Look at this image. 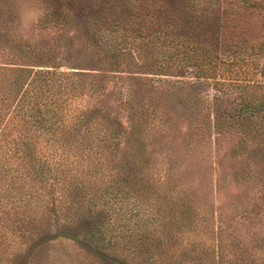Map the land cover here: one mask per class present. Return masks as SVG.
I'll list each match as a JSON object with an SVG mask.
<instances>
[{"label": "trees", "instance_id": "obj_1", "mask_svg": "<svg viewBox=\"0 0 264 264\" xmlns=\"http://www.w3.org/2000/svg\"><path fill=\"white\" fill-rule=\"evenodd\" d=\"M152 2V8L157 6L158 1ZM186 2L200 11L226 7L214 18L225 32L230 25L237 28L240 11L254 12L264 47V0ZM160 16L156 7L123 25L107 22L104 41L93 43L98 49L107 46L103 51L120 66L131 46L145 41L143 26ZM61 18L60 13H45L26 31L0 6V233L6 222L34 224L29 231L37 233L40 256L46 244L65 240L103 256L107 264H264L262 249L250 245L248 227L243 231L239 221L220 212L210 227L212 214L210 218L199 204L193 187L178 178L174 167L153 165L154 155L143 141L148 127L144 114L134 118L125 112L133 105L125 72L115 67L106 77L62 70L64 62L58 59L65 58L66 46L45 39L63 25ZM98 21L97 15L89 24L95 31L104 26ZM165 29L163 37L158 29L147 38L161 50L170 48L160 51L163 57L195 67L198 78H208L221 66L233 73L236 51L221 57L218 43L205 46L185 37L188 32L173 37ZM233 75L229 81L241 80ZM105 78L107 85L114 81L111 92L119 98L115 115L105 105ZM259 90L262 95L242 101L241 112L264 120V85ZM134 142L139 147L135 152ZM29 254L21 264H30Z\"/></svg>", "mask_w": 264, "mask_h": 264}, {"label": "rangeland", "instance_id": "obj_2", "mask_svg": "<svg viewBox=\"0 0 264 264\" xmlns=\"http://www.w3.org/2000/svg\"><path fill=\"white\" fill-rule=\"evenodd\" d=\"M0 0L4 11H10L12 22L23 30H30L45 13H60L62 24L50 30L46 40L66 46L62 70L80 71L111 76L110 70L125 72L126 90L132 101L131 113L136 118L144 114L148 126L144 134L145 150L152 153L153 165L174 167L180 180L193 187L199 204L207 210L211 224L215 215L232 217L241 228L248 227L253 238L250 245L261 248L264 253V120L246 117L241 112L242 101L254 95L264 85V47L260 48L263 28L255 13L240 11L239 23L230 25L231 30L215 26V16L226 13V7H207L195 10L186 0ZM140 4H145L141 6ZM159 7L161 16L149 19L143 26L145 41L137 40L131 53L119 60L120 66L110 59V54L98 49L93 40L105 36L107 22L121 25L137 20ZM225 10V11H224ZM100 17L102 29L90 27ZM106 17L108 20H105ZM234 24V21H231ZM166 27L177 37L179 31L188 32L185 37L198 38L205 46L218 43V54L236 57V64L228 73L223 67L208 78H198L197 69L190 65L169 60L161 55V48L147 40L160 29L163 37ZM98 28V26H96ZM37 30H35L36 32ZM228 34V35H227ZM227 35L229 50L223 40ZM102 41V42H103ZM224 46V47H223ZM253 46V48H251ZM63 52V51H62ZM118 66V67H117ZM74 68V69H66ZM233 74L241 80L229 81ZM234 76V75H233ZM106 85L108 96L105 105L113 115L117 114L119 98L112 93L114 81ZM250 119V120H249ZM133 149L138 150L137 143ZM233 205V206H232ZM5 233L0 236V264L24 263L29 254L30 264H107L106 258L91 250H80L72 242L52 241L45 245L46 253L40 256L37 249V233L34 224L6 222ZM89 225H85V231ZM48 232L45 229H41ZM3 231V228L1 229ZM54 232V229L53 231ZM223 242L230 243L224 239ZM225 240V241H224ZM21 247V248H20ZM49 256L48 259L44 257ZM14 257V258H13ZM41 257V258H40Z\"/></svg>", "mask_w": 264, "mask_h": 264}]
</instances>
